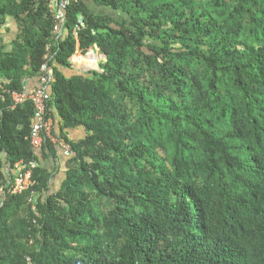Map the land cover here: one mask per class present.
I'll return each instance as SVG.
<instances>
[{"label": "trees", "instance_id": "1", "mask_svg": "<svg viewBox=\"0 0 264 264\" xmlns=\"http://www.w3.org/2000/svg\"><path fill=\"white\" fill-rule=\"evenodd\" d=\"M55 24L50 0H0V264H264V0H70ZM49 43L69 157L11 107ZM92 45L99 69H75ZM19 160L35 183L9 194Z\"/></svg>", "mask_w": 264, "mask_h": 264}, {"label": "built area", "instance_id": "2", "mask_svg": "<svg viewBox=\"0 0 264 264\" xmlns=\"http://www.w3.org/2000/svg\"><path fill=\"white\" fill-rule=\"evenodd\" d=\"M70 4V0H50V5L55 8V18L57 24L54 25L53 31L55 33L54 40L59 42L65 33L63 25L65 22V10ZM84 27V22L80 18L78 24L75 26L73 32L77 35L78 30ZM53 43H49L46 47V54L44 55L46 61L40 68V74L37 79V84L34 89L29 90L24 86L23 91L12 93V108L16 105L30 100L34 105V120L31 126L29 141L31 148L37 153L42 150L46 141H49L55 148L58 149L64 157H69L73 154L70 144L60 136L55 135L53 132V120L48 115L47 102L51 98V85L53 81L51 69L48 61L53 58L51 47ZM95 45H92L83 53L77 49L75 54L71 57L70 61L73 67L83 64L84 57L90 60L95 59ZM104 55V54H103ZM36 162L31 161L25 163L19 160L14 165V174L6 184V192L9 194H21L33 186L35 180L33 179V169L36 167ZM2 202L0 201V205Z\"/></svg>", "mask_w": 264, "mask_h": 264}, {"label": "crops", "instance_id": "3", "mask_svg": "<svg viewBox=\"0 0 264 264\" xmlns=\"http://www.w3.org/2000/svg\"><path fill=\"white\" fill-rule=\"evenodd\" d=\"M11 33H14V32H11ZM6 38L8 41L6 42H10L11 39L10 38V34H6ZM83 64L80 65V66H75V69H78V70H83V71H86L87 69H89V64L92 63L90 61V59L86 58V59H83ZM81 66H83L81 68ZM37 84V80L34 79V78H27L25 80V86L31 90V89H34L35 86ZM53 120V119H52ZM53 127H54V121H53ZM67 137L69 139H79V138H82L84 136V131L82 128H77V129H73V130H70L66 133ZM39 159H40V164L47 168L49 171L52 172V174H54L55 176H53V178L51 179V184L52 186H56L58 184V181L60 180V178L62 177L63 173V161H57V160H54V158L48 154V152H45V153H41V155L39 156ZM37 164V163H36ZM38 165V164H37Z\"/></svg>", "mask_w": 264, "mask_h": 264}, {"label": "rangeland", "instance_id": "4", "mask_svg": "<svg viewBox=\"0 0 264 264\" xmlns=\"http://www.w3.org/2000/svg\"><path fill=\"white\" fill-rule=\"evenodd\" d=\"M7 25V29L9 30V32H16V30L14 29V27L13 26H11V25H9V24H6ZM5 32V31H4ZM9 44H11V42H8L7 43V48L6 49H9L10 47H9ZM96 55L94 56L95 57V59H93V60H90L92 63H90L89 64V69H87V70H90V69H99V63L102 61V60H104L105 59V56L103 55V53H101L99 50H98V48H95V52H94ZM85 59L87 58V57H84ZM80 66V65H79ZM83 66H81V68H82ZM35 198H33V200H34ZM94 203H97V202H94ZM106 205H107V203L105 202V201H102V202H100L98 205L96 204L95 205V207H96V210H103L104 211V209H105V207H106Z\"/></svg>", "mask_w": 264, "mask_h": 264}, {"label": "water", "instance_id": "5", "mask_svg": "<svg viewBox=\"0 0 264 264\" xmlns=\"http://www.w3.org/2000/svg\"><path fill=\"white\" fill-rule=\"evenodd\" d=\"M105 56V55H104Z\"/></svg>", "mask_w": 264, "mask_h": 264}]
</instances>
